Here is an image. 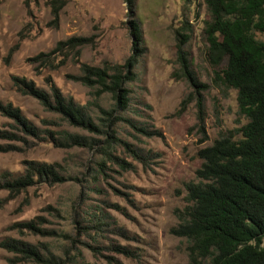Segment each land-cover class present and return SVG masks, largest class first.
Wrapping results in <instances>:
<instances>
[{
	"label": "rangeland",
	"instance_id": "1",
	"mask_svg": "<svg viewBox=\"0 0 264 264\" xmlns=\"http://www.w3.org/2000/svg\"><path fill=\"white\" fill-rule=\"evenodd\" d=\"M47 1L29 0V14L26 0H0V104L18 107L35 127L34 135L26 134L0 111V175L19 176L25 161L35 160L54 163L63 180L36 182L11 199L0 189V241H27L58 257V264H191L187 240L170 229L187 202L184 183L197 181L196 151L247 121L238 111L236 90L219 89L212 82L213 67L205 59L203 28L211 18L206 3L135 0L144 52L136 58L135 79L126 84L129 106L120 111L109 93L97 96L72 75L80 73L78 63H123L133 53L127 1L63 0L56 23ZM185 24L190 36L183 48L198 80L207 86L202 92L203 142L193 126L194 101L176 115L191 90L171 74L178 67L175 31ZM27 26L30 30H23L26 35L19 39ZM70 36L91 39L81 48L78 63L70 56L58 66L31 60ZM255 36L264 40V32L255 31ZM14 77L32 81L48 94L55 86L82 106L97 130L76 127L46 109L18 90ZM7 133L18 139L10 140ZM71 134L87 138L90 146L70 144ZM30 219L44 232L10 228ZM19 259L17 252L0 246V264H38Z\"/></svg>",
	"mask_w": 264,
	"mask_h": 264
},
{
	"label": "trees",
	"instance_id": "2",
	"mask_svg": "<svg viewBox=\"0 0 264 264\" xmlns=\"http://www.w3.org/2000/svg\"><path fill=\"white\" fill-rule=\"evenodd\" d=\"M126 1L133 53L123 63L106 61L100 66L78 63L81 48L91 43L87 36L59 40L51 50L41 52L31 60L58 66L64 63L67 56L72 57L80 68L79 74L72 75L73 79L94 88L97 96L109 93L114 109L126 110L130 101V90L126 84L135 79L136 58L144 52L141 29L134 18L135 0ZM26 2L30 14L29 0ZM47 2L56 23L64 1ZM204 2L211 17L205 21L203 32L207 44L205 59L213 67L212 82L219 89L236 90L238 111L247 121L235 131L228 130L196 151L200 159L194 171L197 181L184 183L187 202L178 210L177 224L171 227L170 232L187 240L186 250L191 264H264V40L255 36V31L264 32V0ZM181 29L175 31V61L178 67L171 74L177 79H184L191 90L179 102L176 115L194 101L197 112L193 126L200 133L199 141L203 142L207 134L202 92L207 86L198 80L183 48L190 31L186 24ZM23 30L27 33L30 29L28 26L21 29L19 39L26 35ZM57 55L64 57L55 64ZM13 81L18 90L37 98L46 109L61 114L72 125L97 128L82 106L71 97L61 95L55 86H51L48 94L24 78L14 77ZM0 111L12 118L24 133L34 135L35 127L18 107L10 103L0 104ZM104 112L108 114L110 111ZM5 137L18 139L12 133H7ZM68 139L70 144L90 146L88 139L78 134H71ZM124 145L127 147V143ZM115 159L118 161L117 157ZM118 163L121 165L122 161ZM101 164L98 163L99 166ZM42 180L60 182L63 176L54 163L26 160L21 175L12 176L7 171L1 173L0 189H6V199H11ZM10 228L31 233L44 232L34 219L14 222ZM0 246L17 252L19 260H32L38 264L59 262L58 257L46 255L34 244L20 239H5L0 241ZM118 251L128 252L123 248Z\"/></svg>",
	"mask_w": 264,
	"mask_h": 264
}]
</instances>
